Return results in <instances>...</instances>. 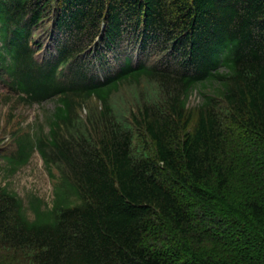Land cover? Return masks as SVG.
Wrapping results in <instances>:
<instances>
[{
	"label": "trees",
	"instance_id": "1",
	"mask_svg": "<svg viewBox=\"0 0 264 264\" xmlns=\"http://www.w3.org/2000/svg\"><path fill=\"white\" fill-rule=\"evenodd\" d=\"M0 85L61 182L0 186V264H264V0H0Z\"/></svg>",
	"mask_w": 264,
	"mask_h": 264
},
{
	"label": "rangeland",
	"instance_id": "2",
	"mask_svg": "<svg viewBox=\"0 0 264 264\" xmlns=\"http://www.w3.org/2000/svg\"><path fill=\"white\" fill-rule=\"evenodd\" d=\"M130 93L129 89H125L117 96V100L123 101L129 98ZM6 94L8 95L0 85V186L8 187L16 192L27 206L37 197L52 208L56 197V186L61 183L60 174L54 167L50 174L43 157L38 152H34L28 164L14 173L6 168L8 167L7 158L14 155L16 151L14 136L28 130H40L43 124L47 132V121L54 112L56 103L49 100L41 105H17L14 99L5 102L3 97ZM200 101L199 94L195 92L189 100V105L193 107ZM82 111L86 115L85 109Z\"/></svg>",
	"mask_w": 264,
	"mask_h": 264
},
{
	"label": "clouds",
	"instance_id": "3",
	"mask_svg": "<svg viewBox=\"0 0 264 264\" xmlns=\"http://www.w3.org/2000/svg\"><path fill=\"white\" fill-rule=\"evenodd\" d=\"M53 167H54V166H53ZM53 167H52V169H53ZM54 168H56V167H54ZM52 169H51V170H52Z\"/></svg>",
	"mask_w": 264,
	"mask_h": 264
}]
</instances>
